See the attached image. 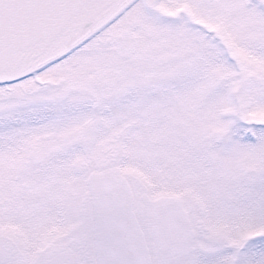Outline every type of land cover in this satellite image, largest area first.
Instances as JSON below:
<instances>
[{"label": "snow or ice", "instance_id": "snow-or-ice-1", "mask_svg": "<svg viewBox=\"0 0 264 264\" xmlns=\"http://www.w3.org/2000/svg\"><path fill=\"white\" fill-rule=\"evenodd\" d=\"M0 264H264V0H0Z\"/></svg>", "mask_w": 264, "mask_h": 264}]
</instances>
